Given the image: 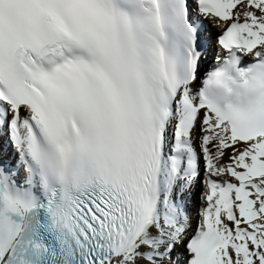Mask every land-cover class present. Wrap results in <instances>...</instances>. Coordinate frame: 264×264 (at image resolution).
<instances>
[{"label":"snow or ice","instance_id":"6c2138e0","mask_svg":"<svg viewBox=\"0 0 264 264\" xmlns=\"http://www.w3.org/2000/svg\"><path fill=\"white\" fill-rule=\"evenodd\" d=\"M0 264H264V0H0Z\"/></svg>","mask_w":264,"mask_h":264},{"label":"bare ground","instance_id":"6f19581e","mask_svg":"<svg viewBox=\"0 0 264 264\" xmlns=\"http://www.w3.org/2000/svg\"><path fill=\"white\" fill-rule=\"evenodd\" d=\"M198 207V201L191 206L192 215L195 217L196 208Z\"/></svg>","mask_w":264,"mask_h":264}]
</instances>
